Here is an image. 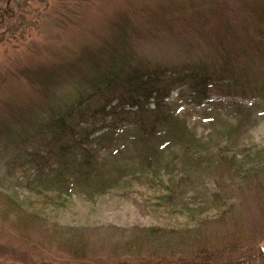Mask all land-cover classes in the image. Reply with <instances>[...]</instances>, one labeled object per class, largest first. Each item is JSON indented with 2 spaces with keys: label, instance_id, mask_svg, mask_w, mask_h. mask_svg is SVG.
<instances>
[{
  "label": "trees",
  "instance_id": "16d2710c",
  "mask_svg": "<svg viewBox=\"0 0 264 264\" xmlns=\"http://www.w3.org/2000/svg\"><path fill=\"white\" fill-rule=\"evenodd\" d=\"M190 1V5L195 7L179 4L176 7L178 9H174L179 10L180 17L192 18L200 10L198 5L200 8L204 6L203 2L195 4V0ZM16 3L17 0H0V27H6L8 31L13 28L14 35L17 32ZM148 8L145 17L134 12L138 10L136 6L133 9L128 6L125 10L115 12L117 15L107 17L106 28L99 32H112L108 40L115 42L114 48L112 45H97L87 37H82L72 47L63 46L59 51H51L48 46H34L30 47V54L34 55L28 56V61L19 60L12 69L4 70L7 74L0 71V89L4 92L10 93L17 84H21L23 94L39 97V102L29 116L32 130L28 133L32 134L20 127L13 130L9 138L17 147L39 139V151L29 154L28 163L38 166V173L41 174L36 180H41L47 173V188L54 187L59 191L53 195L46 193L45 203L58 205L63 200L60 192L64 189L67 194L78 187L90 194L102 195L118 187L125 174L129 173L113 166V156L121 152L123 147L111 148L126 133L130 135L129 143L138 149L140 177H147L153 172L163 156L179 160L181 173L185 174L180 182L176 183L171 178L166 183L152 181L158 183L164 192L162 202L167 213L182 214V207L176 205V191L173 189L186 183L191 176L197 177V180H203L204 176L208 181L212 179L214 190L207 192V185L199 184V189L206 187L205 195L210 199L202 198V203L197 202L192 209L182 202L192 216L197 214L198 221L193 223V227L187 222L176 227L133 226L119 230L109 227L110 231L104 234L102 246L90 241L89 232H60L54 252L40 255L41 264H248L246 260L231 259L236 254L244 258L256 254L249 246H219L218 240L217 244L209 243V240L200 242L203 237L199 230L207 221L217 218L215 222H222L223 226L233 229L230 233L227 229L229 236L236 231L240 233V224L243 221L246 224L242 211L245 204L240 195L244 182L247 184L264 178V152L253 156L248 151L246 155L224 144L211 146L208 139H198L190 134L179 118L171 113L166 100L173 90L183 87L186 89L182 92L187 90L188 96L200 104L209 101L213 91L226 96L243 97L255 101L257 105L221 104L223 107L227 104L229 108L225 107L224 110L238 116L239 121L252 120V112L259 106L258 101L264 102V0H247L244 6L238 8L240 14L232 11L233 18L238 21L235 39L245 40L247 45L242 41L244 47L236 40L229 42L232 37L227 34L223 39L212 42L213 48L220 52L216 60L215 57L210 60L203 57L198 62L179 65L153 63L138 57L131 50L132 46L128 43L131 36L135 35L132 31L155 26L154 20L160 19L157 10ZM205 9L210 13L215 11L209 6ZM217 19L219 23L224 21L227 24V18L219 16ZM156 21L160 26L169 24L172 27L183 26L185 20ZM71 26H77L76 21ZM2 37L4 35L0 39ZM250 48L252 51L246 53L245 50ZM103 51L111 53L104 57L99 54ZM40 56L44 57L40 60L41 65L38 63L34 66V60ZM240 57H246L244 63H239ZM64 88L74 89L72 95L70 93L68 96L70 98L60 96L64 95ZM10 106L19 111V117H25L23 111L28 105L24 101L11 103ZM109 119L111 124L108 130L93 137L99 129H105L104 126L98 127V124ZM105 147L110 148L111 153L114 151V154L98 161L97 151ZM175 151L179 155H172ZM171 157L167 162L175 163ZM109 164L111 168L108 170ZM111 170L118 171V174L113 176ZM131 174L136 177L133 172ZM31 188L36 190V185H31ZM0 200V203L3 202L0 212L7 218H16L11 223V229L19 243L28 244L33 236H46L52 238L50 243L54 241L52 233L57 230L46 225L48 217L43 214V210L28 213L22 201H15L12 196L1 193ZM204 212L208 214L205 216ZM113 230L116 231L115 235L112 234ZM11 243V246L15 245ZM226 243L232 244L230 241ZM222 248L230 258L222 252ZM0 250L9 252L1 247ZM260 251L262 255L264 249ZM13 256L20 258L17 252H13ZM24 264L28 263L24 261Z\"/></svg>",
  "mask_w": 264,
  "mask_h": 264
},
{
  "label": "rangeland",
  "instance_id": "374dc122",
  "mask_svg": "<svg viewBox=\"0 0 264 264\" xmlns=\"http://www.w3.org/2000/svg\"><path fill=\"white\" fill-rule=\"evenodd\" d=\"M246 1L195 0V4L203 2V8L198 5L199 12L192 18H184L179 16L180 12L179 10L176 11L178 9L176 7L179 4L195 7V5H190L192 4L190 0H17L18 6L15 5L17 10L16 35H14L15 30L13 28L8 31L6 27H0V36L4 35V38L0 39V71L12 69V66L17 65L19 60L28 61L30 59L28 56L34 55L33 53L30 54V47L33 48L34 46L39 48L48 46L51 51H59L63 46L72 47V45L78 44L82 37H87L89 40L95 41L97 45H112L114 48L115 42L112 43L111 40H108L112 37V32L103 31L100 33L99 31L106 28L109 15H117L115 12L125 10L128 6H131L132 9L136 6L138 10L134 12L142 16L147 14L148 7H151L160 14V19L156 20L162 22L185 20L182 23L183 26L172 27L169 24L160 26L159 22L154 20L155 26L149 28L139 26L141 31H132L135 35L131 36L128 44H131V50L138 57L164 65L194 63L203 57L208 60L215 57L216 60V56H219L220 52L213 48L215 46L212 45V42L223 39L227 34L232 37L229 42L236 40L243 47L247 45L245 40L235 39L238 21L233 18L232 12L240 14L238 8L244 6ZM208 6L215 10L214 13L205 9ZM218 15L227 18V24L224 21L219 23ZM208 16L211 19H208ZM189 19L191 21H186ZM71 21H76L77 26H71ZM117 46L119 47V45ZM245 51L249 53L252 49ZM110 53L103 51L99 54L105 57ZM43 58V56H40L39 59L36 58L33 65H41L40 60L42 61ZM245 58L240 57L239 63H244ZM4 72L5 74L8 73ZM184 89L186 87L173 90L166 102L171 108V113L179 118L191 135H195L198 139H208L211 146L224 144L225 147H230L240 153L248 151L249 154L257 156L264 152L263 101L262 103L258 101L259 106L254 108L251 121H239L238 116L232 115L231 111L224 110L225 107L229 108L228 105L224 104L225 107H223L221 103H235L244 106L253 104L255 106V104L257 105L255 101L243 97L226 96L213 91L209 101L200 104L194 102L190 95L188 96L187 90L183 93L182 90ZM22 90L23 85L21 84H17L12 89V93L0 89V193L12 196L15 201H22L24 206L28 208V213H31L32 210L35 212L43 210V214L48 217L46 225L55 228L57 232L52 233L54 237L52 243H50L52 238H46V236H33L31 237L32 241L28 244L19 243L15 239L14 230L11 229V223L16 218L12 216L7 218V215L0 212V245H3L0 247L8 251L12 248L11 253L0 250L2 253L0 264H24V261L28 264H41L40 255L45 253L50 255L51 251V253L54 252V247L58 245L57 240L60 232H71V230L89 232L90 241L95 242V244L98 243L96 246H102L104 234L106 231H110L109 227L118 230L130 229L133 226L176 227L177 224L183 225L185 222L190 223V226L193 227V223L198 221L197 214L192 216L191 212L183 207L182 202L191 209L197 202L202 203V198H209L205 195V188L207 187V192L214 190L213 180L208 181L205 176L203 180H197V177L191 176L186 183L173 189L176 191L174 198L176 205L182 207V214L171 215L167 213L162 202L164 192L160 190L158 183L152 181L161 180L166 183L171 178L178 183L185 176L181 173L182 166L178 159L168 154V158L163 156L159 159L158 164L153 168L154 171L147 177H140L138 173L140 168V161L137 158L138 149H136L137 146L129 143L130 135L127 133L118 138L119 141H115L111 148L114 150L123 147L121 152L113 156V166L122 172L129 173L125 174L124 180L118 187L112 188L108 193L102 195H93L78 187H74L71 193L67 194L64 189L63 192H60L63 200L58 202V205L45 203L46 193L53 195L59 191L54 187L47 188V173L41 180H36L41 174L38 173V166L28 163L29 154L39 151V139L34 140V142L31 140L29 142H32L31 144L25 143L24 146L17 147L9 138L13 130L20 127L24 128L26 133L32 130L29 116L32 115L36 103L39 102V97L32 94L25 95ZM71 91L73 93L74 89L64 88L62 91L64 95L60 94V96L70 98L68 96ZM19 98L21 99L19 100ZM20 101H24L28 105L27 109L23 111L26 113H24L25 117H19V111L10 106L11 103L19 104ZM229 110H233V108ZM110 120L98 124V127L104 126L105 129H99L100 131L96 132L93 137L107 131L111 124ZM39 154L45 155L44 152ZM112 154L114 151L111 153L110 148L105 147L97 151V160H104L105 157H110ZM174 154L179 155V152L175 151L172 155ZM245 154L247 155V153ZM170 157L175 163L167 162ZM158 165L160 167L156 168ZM109 168H111V164L108 165V170ZM111 171L113 176L118 174L116 170ZM132 172L136 177H132ZM158 175L160 177H157ZM199 184L207 186L199 189ZM31 185H36V190H33ZM240 196L245 204L242 211L246 221V224L244 221L240 224V233L236 231L232 236H229L233 229L223 226L222 222H215L217 218H212L203 224L202 229L199 230L203 237L200 242L204 243L209 240V243L216 242L217 244L218 240L219 246H249L251 250H255L254 256L244 258V256L236 254L231 260L242 262L246 260L245 262H249L248 264H264V253L261 255L260 251V249H264V178L254 180L252 183L245 184L244 182V189ZM2 205L3 202L0 203V209H2ZM208 213L204 212L203 214L206 216ZM191 216H195V219H192ZM227 229L229 233L226 232ZM115 233L116 231L113 230L112 234L115 235ZM228 241L232 244L226 243ZM11 242L15 245L11 246ZM224 249L222 248V252L228 256ZM13 252H17L20 258L14 257ZM228 258L230 257L228 256Z\"/></svg>",
  "mask_w": 264,
  "mask_h": 264
}]
</instances>
